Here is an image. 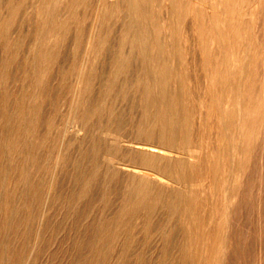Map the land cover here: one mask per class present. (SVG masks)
<instances>
[{
  "label": "rangeland",
  "instance_id": "obj_1",
  "mask_svg": "<svg viewBox=\"0 0 264 264\" xmlns=\"http://www.w3.org/2000/svg\"><path fill=\"white\" fill-rule=\"evenodd\" d=\"M26 1H28V3ZM98 1L100 0H86V4L80 5L78 10H76L77 12H73V15L62 16V20H60V22L58 23L57 29L55 28L52 32H50L51 34L53 33L52 38H50V40L45 39L41 43L40 49L42 50L40 51L34 48L32 49V46L34 44V41L32 40H35L36 38L35 31L38 26L36 15L34 13L30 14L29 12L32 0H21V3L18 6L20 11L17 8L14 12L15 15H6V7H3V11H1L2 15H0V25L2 26H0V143H2L0 144V152H3L0 153V264H264V259H262L264 258V213L262 212L264 211V187L262 185L264 184V170H262L264 169V141L262 140L263 136H261V133H257L256 135L254 134L255 137L251 140L250 146L244 148V151H240L239 153L235 154V166H232L234 170L231 167L228 168L227 170H225V172L223 171L221 173L222 175L224 173L223 176L220 174L217 167L218 163H220V159L216 157L218 156L217 153H219L221 150L220 147L225 142L219 117L220 115H223L227 110H231V105L233 106L237 101L239 87L238 84L240 80L243 81V79H241V77L239 76L240 72H242L241 74L251 72L250 82H248V87L246 86L245 89L246 94L249 93V96L252 95L251 99L255 103L253 111V120L255 121V123L253 121L252 129L255 128L256 132L258 128H264V0H157V2L156 0H149V11L147 13L148 16H146L154 21L156 20L159 22L166 18V8L168 7V3H170L171 1H174L176 4H181L180 6L185 7L181 12V14L184 16L182 17L181 15H179V32L178 30L176 31V34L178 35L176 38L171 39L170 42L174 44L176 43V45L173 47V50L174 56L178 58L176 65H178V73L180 75L177 80V87L178 90H182L181 92L183 93L182 95L184 98L183 102L186 106L185 114L187 123L184 133L187 134V138L182 141L183 143L181 142V144H183L182 149L184 148L183 151H185L186 148L187 150L185 153H187L188 155L189 153L192 154V156L187 158V161H192V163L200 162L202 166L198 167V170H196V172H192L189 175L190 179L186 177L189 185H191H188V188L190 192H192L191 194L195 195L194 197H196L194 204L189 206L187 210H185L184 205H182L179 209H176L174 211L168 209L167 207H165V209L163 208L162 211V207L164 206L160 204L157 205L158 207L154 206L156 208L152 206L151 209L153 211L150 209V206L148 207L144 205L145 207L139 206V208H136V206L134 205H127L125 199L123 198V196L126 197V192L128 193L126 177H111L110 174L108 175V168L112 166L111 162L104 156V153L108 149H115V152L114 150L113 152L117 157L120 158L125 157L124 159H129L130 156L131 158L136 157L133 154L127 152V148L123 146L120 147V145L117 144L112 145L108 137H106V135L102 132V129L108 125H112L113 127L120 129L124 135H130L132 134V131H134L131 130L133 125L136 124L138 120L139 124L142 121V88L139 87L138 89L135 87V85H132V81L134 82L136 76L140 73V71H142L140 60L137 61V63L133 58V60L129 64V70L127 72L120 73L122 76L119 74L116 78H114L115 75L112 73L113 69H111L113 68V66L111 65H114L113 60L115 59V53L119 49V32L122 33V20H124V18H127L128 16L126 15V12H116V14L114 13L111 16L105 15L106 17L103 15L105 19L103 20V28L100 30L101 32L104 31L103 33H106L107 35V40L105 42L106 47L104 46L102 53L96 56L92 55L93 57L91 55L89 56V59H91L90 63L87 65L88 67H85L84 69V73L86 76L83 74L84 78L82 82L78 84L76 93H73L75 92V90L73 91V88H75L76 86L75 71L79 68V62L84 56L87 36L91 31H95L96 33L100 32L98 25L96 26V15L94 11V7L97 5ZM101 1L105 6L109 4L110 0ZM214 5H216V7ZM226 5H229V7H227ZM223 13L226 14L224 15V17L222 16ZM230 19L232 20L231 23ZM197 20L199 21V23ZM211 26H213V28ZM59 27L62 28L60 29ZM216 28H218L217 31ZM193 29L195 31H193ZM156 32L159 35L165 33L163 30H156ZM209 32H211L213 35L215 34V37L222 33L223 39L219 37L212 38L211 34H208ZM202 33L208 35H204L205 37L203 39V36H200ZM210 37L212 40L217 38L218 40L212 41L210 40ZM6 41L7 43H4ZM51 42L54 43L52 44ZM201 42L204 43L202 44ZM229 42L232 45H229ZM247 43H249L250 46ZM233 45L235 47H233ZM256 45L259 48H257ZM260 46H262L263 48ZM222 51L224 52V54ZM240 51L242 52V55ZM246 51H250L251 53L249 52L247 54ZM49 54L51 57L49 56ZM230 54L231 56L229 57ZM244 57L246 58V61ZM205 58L212 59V61L205 63ZM216 60L220 65H218ZM237 60L239 63L237 62ZM258 61L262 64H260ZM7 62L11 66L8 65ZM40 62L43 63V65H41ZM2 64L4 66H2ZM255 66L257 70L255 69ZM205 70H207V72ZM43 72L45 74H43ZM221 72L226 74V78H220ZM254 74L256 77L255 79ZM206 76L208 78H206ZM205 79L207 80V83ZM179 81H181L182 83ZM173 82L174 81L172 79L171 83H176ZM258 83L260 84L258 85ZM90 87L91 90H89ZM121 90L124 91L122 92ZM79 91H81V93ZM87 91L90 93H88ZM122 93L124 94L122 95ZM100 98L103 99V101ZM106 98L109 100H107ZM137 99L140 102H138ZM84 100L87 102H85ZM75 102L79 105L78 113L80 114V116H77L79 122L77 118H72L69 114L71 106L72 104H75ZM202 102L204 104H202ZM135 104H137V106ZM189 104L191 106H189ZM113 106L115 110L112 109ZM131 106H133V108ZM138 107H140V109ZM189 113H191V115ZM130 114H133V117ZM206 115L209 116V120L207 119L208 116ZM131 117L132 119H130ZM128 120H130L131 122ZM216 120L218 121V125L216 123ZM212 121L214 122L212 123ZM76 124H79V126H82V128L80 130H77ZM214 124L215 126H213ZM209 128L212 130H210ZM238 129L236 128V133L240 131V129ZM214 132L215 135H213ZM201 138L203 139L201 140ZM198 142H200L201 145ZM214 143L215 145H213ZM17 144H20L21 146L19 145V147ZM198 148L200 149V151L202 150L203 153L202 151L200 152ZM260 149L262 150L260 151ZM46 152L49 154H47ZM2 153H5L6 155ZM22 155L25 156L22 157ZM65 157V160L67 161L64 160ZM22 159L24 162L22 161ZM249 160L251 163H248ZM92 162L93 164H96L93 165ZM44 163L48 166L44 165ZM244 165L247 166L246 170L243 169ZM37 166L39 169L37 168ZM44 167L46 169H44ZM205 167L208 168L206 169ZM96 171L98 172L96 173ZM104 173L107 174V176H105ZM96 174H98V176H96ZM229 174L231 176V179L229 178L230 176H228ZM90 175H94V177L92 176V178L90 177ZM204 176L206 178H204ZM224 176L226 179L223 178ZM203 178L206 182L203 181ZM242 178L245 179V183ZM250 178L252 180H249ZM218 179L220 180L218 181ZM109 181H111V183H109ZM212 182L214 185L212 184ZM210 185H212V187ZM224 185L229 187V189L225 190ZM259 186H262L261 190L258 189L260 188ZM241 187L243 188V190ZM107 188L111 190V192ZM218 189L220 190L218 191ZM121 190H123V193L121 192ZM237 191H239V195H237ZM252 191L254 193H251ZM213 195L215 196L213 197ZM205 196H207L208 199ZM197 197H199V199ZM216 199L219 200V202L216 201ZM207 202L211 203V205L207 204ZM233 202L237 203L234 204ZM259 202L261 205L259 204ZM197 204L198 206H196ZM121 205L124 207L121 208ZM118 206H120V208ZM207 206L210 209L212 206V209H208ZM141 208H143L144 210H141ZM159 208L161 209V211ZM228 209H230V212ZM117 211L122 212H118V214H116ZM148 211L151 213H148ZM158 211H160L161 213ZM218 212L219 214H217ZM260 213L263 214L260 215ZM119 215H121L122 218ZM142 215H144L145 217ZM147 216L148 220L146 219ZM164 217L166 218V220ZM187 217L190 219H188ZM200 217L202 220L200 219ZM139 218L144 219L140 220ZM203 218L206 219L205 222H203ZM224 219H227V221H225ZM116 220L120 222V226L119 222L117 223ZM103 221L105 222V224ZM99 222L101 224H99ZM113 222L117 225H113ZM140 222H142V224ZM143 222L144 224L146 223L145 227L142 226L144 225ZM122 223L125 225H122ZM149 224L150 227H152L150 229ZM228 224L231 226H229ZM131 225L133 226L131 227ZM161 225H163L164 227H162ZM111 226H114L115 228L113 227V229H111ZM104 227L107 229H104ZM118 227L121 229L118 230ZM161 228H163V230ZM97 229H101V231L103 232ZM125 230L128 231L125 232ZM96 231H99L98 233L100 235ZM123 231L126 234H123ZM184 231L185 233H183ZM94 233L96 236L94 235ZM110 233L113 234L112 237V234ZM179 233L181 234L179 235ZM36 234L37 236H35ZM38 234L40 235L38 236ZM97 234L100 238L97 237ZM116 234L119 235V237H117ZM151 234L153 235L151 236ZM130 235H132L131 237H133V239L129 237ZM160 235L163 237H161ZM122 236L124 239L122 238ZM242 236L244 237V239ZM115 237L118 239H116ZM128 237L131 239L128 240ZM107 239L110 240L111 243L109 241L107 244ZM260 239L262 240V242ZM119 240L121 242H119ZM198 242L199 244H197ZM126 243L128 246L125 245ZM225 243H227V246H225ZM109 244H111V246ZM122 244L127 246V248L124 247L125 250L123 249L124 245L122 246ZM120 245L121 247H119ZM102 246L105 247V249ZM228 246H230V249L228 248ZM116 247L117 249H115ZM189 247L191 248V250L189 249ZM100 248L103 249L100 250ZM176 248L177 250H175ZM221 248H223V250ZM128 249L131 250L129 251ZM99 251L103 253H99ZM106 251H108L109 253L107 252L106 254ZM207 252L208 254L206 255ZM96 253H98V255ZM104 253L107 256L104 255ZM189 255L191 258L189 257Z\"/></svg>",
  "mask_w": 264,
  "mask_h": 264
},
{
  "label": "bare ground",
  "instance_id": "obj_2",
  "mask_svg": "<svg viewBox=\"0 0 264 264\" xmlns=\"http://www.w3.org/2000/svg\"><path fill=\"white\" fill-rule=\"evenodd\" d=\"M23 1V0H22ZM31 1V0H30ZM105 1V0H104ZM167 1V0H166ZM170 1V0H169ZM208 1V0H206ZM229 1V0H228ZM28 3V1H26ZM149 0H110L108 5H103V2L100 0L98 1L97 5L94 7V11H95V15H96V26L98 25L99 30L103 28V20L105 19V15H113L114 13L116 14V12H126L128 15L127 18H124L123 21V25H122V33L119 32L120 34V40H119V49L116 51V55H115V59L113 60V64L111 65L113 66V71L112 73L115 75L114 78L118 77V75L122 72H127L129 70V64L130 62L133 60V58L137 61L140 60L141 62V70L140 73L136 76L135 81H132V85H135L136 88L139 89V87H141L142 89V98H141V104H142V113H141V119L142 121L139 124V120L136 124L133 125V127L131 128L132 134L130 135H124L120 129L113 127L112 125H108L105 128L102 129V132L106 135V137H108L109 141L113 144H117L127 148V152L133 154L136 158H130L129 159H124L123 157H117L115 152L113 150H111L112 148L108 149L105 153L104 156L111 162L112 166H108L110 168H108V175L110 174L111 177H126V184H127V188H128V193L126 192V197L123 196V198L125 199V202L131 205L136 206V208H139V206H157V205H162L164 207H162V211L163 208L165 209V207H167L170 210H176L179 209L182 205H184L185 210L188 209L189 206L193 205L195 202V195H192L188 188L189 182L187 181L186 177H190L189 175L192 172H196V170H198V167H201L202 164L200 162H189L187 161V158L192 156L191 153H189V155L186 152V148L185 151H183L182 149V145L181 142L184 141L187 138V134L184 133L185 132V128H186V114H185V110H186V106L184 104V98H183V93L178 90V85H177V80L178 77L180 76L178 73V65H176L177 63V59L174 56V50L173 47L176 45V43H172L170 42L171 39H174L177 37L178 34H176V31L179 29V25L178 22L180 20L179 15H181L182 17L184 15L181 14L182 9H184V6H180L178 4H176L174 1H171L170 3H168V7L166 8V18L163 19L161 22L159 21H154L151 18L147 17L148 16V11H149ZM152 2V1H151ZM157 2V0H156ZM163 2V1H162ZM185 2V1H184ZM191 2V1H190ZM198 2V1H197ZM202 2V1H201ZM245 2V1H244ZM21 3V0H0V15H2L1 11H3V7H6V15H13L15 10L18 8L19 4ZM107 3V2H106ZM105 3V4H106ZM192 3V2H191ZM200 3V1H199ZM257 3V2H255ZM86 4V0H32V4H31V8L29 10L30 14L34 13L36 15V21L38 22V26L37 29L35 31V40L33 39L32 41H34V44L32 46V49H37L38 51L42 50L40 49V45L41 43L45 40L48 39L50 40V38H52V34L50 32H52L55 28L57 29L58 23L60 22V20H62V16H67V15H73V12H77L76 10H78L80 5H85ZM152 4V3H151ZM204 4V3H203ZM213 4V3H212ZM218 4V3H217ZM246 4V3H245ZM63 5V6H62ZM201 5V4H200ZM221 5V4H220ZM219 5V6H220ZM242 5V4H241ZM259 5V4H258ZM257 5V6H258ZM28 6V5H27ZM216 7V5H214ZM227 6V5H226ZM235 6V5H234ZM246 6V5H244ZM253 6V5H252ZM23 7V6H22ZM229 7V5L227 6ZM239 7V6H238ZM254 7V6H253ZM21 8V6H20ZM25 8V7H24ZM82 8V7H81ZM84 8V7H83ZM191 8V7H190ZM208 8V7H207ZM210 8V7H209ZM240 8V7H239ZM243 8V7H242ZM247 8V7H246ZM264 8V7H263ZM154 9V8H153ZM219 9V7H218ZM260 9V8H259ZM258 9V10H259ZM19 10V8H18ZM85 10V9H84ZM213 10V9H212ZM211 10V11H212ZM217 10V9H215ZM239 10V9H237ZM248 10V9H247ZM20 11V10H19ZM192 11V10H191ZM206 11V9H205ZM249 11V10H248ZM256 11V10H255ZM84 12V11H83ZM93 12V11H92ZM217 12V11H216ZM257 12V11H256ZM262 12V11H261ZM17 13V12H16ZM212 13V12H211ZM263 13V12H262ZM21 14V13H20ZM123 14V13H122ZM162 14V15H164ZM260 14V13H259ZM15 15V14H14ZM34 15V16H35ZM81 15V14H80ZM103 15L105 17H103ZM121 15V14H120ZM124 15V14H123ZM147 15V16H146ZM203 15V14H202ZM223 13V17H224ZM257 15V14H256ZM261 15V14H260ZM33 16V15H32ZM57 17V18H56ZM151 17V15H150ZM163 17V16H162ZM218 17V16H217ZM221 17V16H220ZM233 17V16H232ZM231 17V18H232ZM237 17V16H236ZM241 17V16H239ZM18 18V17H17ZM64 18V17H63ZM119 18V17H118ZM117 18V19H118ZM121 18V17H120ZM210 18V17H209ZM252 18V17H251ZM72 19V18H71ZM123 19V18H122ZM239 19V18H238ZM69 20V19H68ZM231 20V19H230ZM4 21V20H3ZM2 21V22H3ZM6 21V20H5ZM12 21V19H11ZM98 21V23H97ZM102 21V22H101ZM198 21V20H197ZM209 21V20H208ZM211 21V20H210ZM216 21V20H215ZM228 21V20H227ZM17 22V21H16ZM30 22V21H29ZM107 22V21H106ZM119 22V21H118ZM184 22V21H183ZM201 22V21H200ZM203 22V21H202ZM213 22V21H212ZM222 22V21H220ZM232 22V20L230 21V23ZM236 22V20H235ZM12 23V22H11ZM79 23V21H78ZM199 23V21H198ZM219 23V22H217ZM25 24V22H24ZM36 24V23H35ZM61 24V23H60ZM107 24V23H106ZM203 24V23H202ZM234 24V23H233ZM239 24V22H238ZM200 25V24H199ZM198 25V27H199ZM209 25V23H208ZM222 25V24H221ZM230 25V24H229ZM236 25V24H235ZM247 25V24H246ZM2 26V25H0ZM19 26V25H18ZM79 26V25H78ZM184 26V23H183ZM206 26V24H205ZM214 26V25H213ZM213 26H211L213 28ZM223 27V26H222ZM60 28V27H59ZM62 28V27H61ZM60 28V29H61ZM93 28V27H92ZM91 28V29H92ZM211 28V29H212ZM225 28V27H224ZM223 28V29H224ZM15 29V28H14ZM108 29V28H107ZM185 29V28H184ZM198 29V28H197ZM196 29V30H197ZM201 29V28H200ZM218 28H216L217 31ZM231 29V28H230ZM245 29V27H244ZM63 30V29H62ZM70 30V29H69ZM112 30V29H111ZM110 30V31H111ZM156 30H163L165 33L164 34H158L156 32ZM192 30V29H191ZM210 30V29H209ZM239 30V29H238ZM181 31V30H180ZM193 31H195L193 29ZM199 31V30H198ZM197 31V33H198ZM227 31V30H226ZM247 31V30H246ZM18 32V31H17ZM104 32V31H103ZM103 32H98L96 33L95 31H91L88 36H87V41H86V49L84 50V56L81 59V61L79 62L78 65V69L75 71L76 73V86L75 88H73V91L75 90V92H73L74 94L77 91V87L78 84L80 82H82L83 80V76L85 75L84 73V69L85 67H88L87 65L90 63L89 59L90 55H98L100 53H102L103 48L105 46V42L107 40V35L106 33L104 34ZM179 32V30H178ZM203 32V31H202ZM224 32V31H223ZM3 33V32H1ZM81 33V32H80ZM201 33V32H200ZM205 33V32H204ZM204 33H202L200 36H203V39L205 36H207L208 34H211L212 38H222L223 39V34L222 33H218L219 35H217L215 37V34L213 35L211 32H209L207 35H205ZM237 33V32H236ZM37 34V36H36ZM181 34V32H180ZM242 34V33H241ZM199 35V34H198ZM205 35V36H204ZM44 36V37H43ZM79 36V35H78ZM229 36V34H228ZM19 37V36H18ZM23 37V36H22ZM43 37V38H41ZM198 37V36H195ZM210 37V40H212ZM12 38V37H11ZM28 38V37H27ZM79 38V37H78ZM119 38V37H118ZM201 38V37H200ZM199 38V39H200ZM207 38V37H206ZM236 38V37H235ZM240 38V37H239ZM247 38V37H246ZM13 39V38H12ZM221 39V40H222ZM237 39V38H236ZM4 40V39H3ZM28 40V39H27ZM180 40V39H179ZM206 40V39H205ZM214 40H218L214 39ZM212 40V41H214ZM235 40V39H234ZM240 40V39H239ZM228 41V40H227ZM264 41V40H263ZM175 42V40H174ZM206 42V41H205ZM219 42V41H218ZM224 42V41H223ZM232 42V41H231ZM4 43H7L4 42ZM52 43V42H51ZM54 43V42H53ZM52 43V44H53ZM178 43V42H177ZM202 43V42H201ZM204 43V42H203ZM202 43V44H203ZM244 43V42H243ZM23 44V43H21ZM25 44V43H24ZM235 44V43H234ZM249 46L250 44L247 43ZM252 44V43H251ZM15 45V44H14ZM222 45V44H221ZM229 45L230 44L229 42ZM6 46V45H5ZM4 46V47H5ZM25 46V45H24ZM204 46V45H203ZM211 46V45H210ZM241 46V45H240ZM263 46V45H262ZM260 46V47H262ZM23 47V46H22ZM106 47V46H105ZM232 47V46H231ZM233 47H235L233 45ZM232 47V48H233ZM257 47V45H256ZM2 48V47H1ZM216 48V46H215ZM259 48V47H257ZM263 48V47H262ZM22 49V48H21ZM44 49V46H43ZM77 49V48H76ZM48 50V49H47ZM218 50V49H217ZM245 50V49H242ZM252 50V49H251ZM2 51V50H1ZM176 51V50H175ZM179 51V50H178ZM177 51V52H178ZM226 51V50H225ZM257 51V50H256ZM35 52V51H34ZM33 52V53H34ZM37 52V51H36ZM46 52V51H44ZM223 52V51H222ZM221 52V53H222ZM230 52V51H229ZM241 52V51H240ZM247 54L250 52L246 51ZM255 52V51H252ZM263 52V51H262ZM176 53V52H175ZM212 53V52H211ZM216 53V51H215ZM213 53V54H215ZM239 53V52H238ZM251 53V52H250ZM257 53V52H256ZM259 53V52H258ZM5 54V53H4ZM48 54V53H47ZM224 54V52H223ZM232 54V53H231ZM231 54L229 55V57L231 56ZM240 54V53H239ZM238 54V55H239ZM261 54V53H260ZM3 55V54H2ZM36 55V53H35ZM41 55V54H40ZM242 55V52H241ZM258 55V54H257ZM33 56V55H32ZM38 56V55H37ZM50 56V54H49ZM184 56V55H183ZM209 56V55H208ZM236 56V55H235ZM253 56V54H252ZM6 57V56H5ZM51 57V56H50ZM93 57V56H92ZM101 57V56H100ZM98 57V58H100ZM113 57V56H112ZM181 57V56H180ZM214 57V56H213ZM212 57V58H213ZM216 57V56H215ZM250 57V56H249ZM260 57V55H259ZM258 57V58H259ZM182 58V57H181ZM220 58V57H218ZM245 58V57H244ZM254 58V57H253ZM257 58V56H256ZM15 59V58H14ZM51 59V58H50ZM55 59V58H54ZM94 59V58H93ZM217 59V58H216ZM223 59V58H222ZM227 59V58H226ZM232 59V58H231ZM230 59V60H231ZM243 59V58H242ZM5 60V59H4ZM11 60V59H10ZM17 60V58H16ZM15 60V61H16ZM25 60V59H24ZM203 60V59H202ZM218 60V59H217ZM216 60V61H217ZM263 60V59H262ZM12 61V60H11ZM29 61V60H28ZM39 61V60H38ZM50 61V60H49ZM180 61V60H179ZM183 61V60H182ZM186 61V60H185ZM195 61V60H194ZM201 61V60H199ZM209 61H212V59L209 58H205L204 62L207 63ZM232 61V60H231ZM241 61V60H240ZM246 61V58H245ZM254 61V60H253ZM14 62V61H13ZM238 62V60H237ZM242 62V61H241ZM240 62V63H241ZM244 62V61H243ZM259 62V61H258ZM11 63V62H10ZM35 63V62H34ZM51 63V62H50ZM73 63V62H72ZM138 63V62H137ZM212 63V62H210ZM218 63V61H217ZM216 63V64H217ZM224 63V62H223ZM239 63V62H238ZM247 63V62H246ZM245 63V64H246ZM260 63V62H259ZM8 64V62H7ZM41 65H43V63L40 62ZM58 64V63H57ZM71 64V63H70ZM110 64V63H109ZM180 64V63H179ZM183 64V63H182ZM244 64V65H245ZM250 64V63H249ZM262 64V63H260ZM10 65V64H8ZM45 65V64H44ZM132 65V64H131ZM218 65H220L218 63ZM251 65V64H250ZM2 66H4L2 64ZM11 66V65H10ZM51 66V65H50ZM213 66V65H212ZM229 66V65H228ZM237 66V65H236ZM253 66V63H252ZM251 66V67H252ZM261 66V65H260ZM263 66V65H262ZM26 67V66H25ZM52 67V66H51ZM64 67V66H63ZM227 67V66H226ZM225 67V70H226ZM231 67V66H230ZM235 67V66H234ZM246 67V66H245ZM6 68V67H5ZM35 68V67H34ZM204 68V67H203ZM212 68V67H211ZM247 68V67H246ZM205 69V68H204ZM219 69V68H218ZM223 69V68H222ZM231 69V68H230ZM237 69V68H236ZM256 69V66H255ZM72 70V69H71ZM209 70V69H207ZM207 70H205L207 72ZM221 70V69H220ZM248 70V69H246ZM253 70V69H250ZM257 70V69H256ZM264 70V69H263ZM262 70V71H263ZM9 71V70H8ZM38 71V70H37ZM135 71V70H134ZM133 71V72H134ZM204 71V70H203ZM231 71V70H230ZM238 71V70H237ZM243 71V70H242ZM261 71V70H260ZM3 72V71H2ZM87 72V71H86ZM91 72V71H90ZM215 72V71H214ZM225 72V71H224ZM229 72V71H228ZM216 73V72H215ZM231 73V72H230ZM229 73V74H230ZM233 73V72H232ZM242 72H240L239 76L241 77V79H243V81L240 80L239 84H238V98L236 103L232 106L231 105V110H227L226 112H224L223 115H220L219 119H220V125H221V130H222V134H223V138H224V144L220 147V152L217 153L218 159H220V163H218V170L220 172V174L225 170H227L228 168H232V166L235 164L234 160H235V154L239 153L240 151H244L246 147L250 146L251 140L255 137V135L257 133H261V136H263V141H264V128L260 127L257 129V131L255 132V128L252 129V123H253V111H254V102L251 99L252 95L249 96L248 94H246V89L245 87H248V82H250L251 79V72H246L241 74ZM255 73V72H254ZM259 73V72H258ZM1 74V72H0ZM43 74H45L43 72ZM67 74V73H65ZM69 74V73H68ZM84 74V75H83ZM88 74V73H87ZM95 74V73H93ZM92 74V75H93ZM126 74V73H125ZM134 74V73H133ZM136 74V73H135ZM182 74V73H181ZM214 74V73H213ZM221 76L220 78H226V74L224 73H220ZM30 75V74H29ZM38 75V74H37ZM121 75V74H120ZM233 75V74H232ZM259 75V74H258ZM86 76V75H85ZM112 76V75H111ZM122 76V75H121ZM215 76V75H214ZM228 76V75H227ZM7 77V76H5ZM10 77V76H9ZM71 77V76H70ZM92 77V76H91ZM185 77V76H184ZM233 77V76H232ZM1 78V77H0ZM37 78V77H36ZM48 78V77H47ZM127 78V77H125ZM206 78H208L206 76ZM235 78V77H234ZM237 78V77H236ZM255 74H254V79H255ZM40 79V77H39ZM46 79V77H45ZM65 79V78H64ZM75 79V78H74ZM176 82L174 84L171 83V81ZM219 79V78H218ZM36 80V79H35ZM115 80V79H114ZM117 80V79H116ZM120 80V78H119ZM132 80V79H131ZM183 80V79H182ZM206 80V79H205ZM204 80V81H205ZM214 80V79H213ZM258 80V79H257ZM122 81V80H121ZM128 81V79H127ZM217 81V79H216ZM225 81V80H224ZM264 81V80H263ZM262 81V82H263ZM33 82V81H32ZM114 82V81H113ZM126 82V81H125ZM181 82V81H179ZM260 82V81H259ZM25 83V82H24ZM118 83V82H117ZM120 83V82H119ZM131 83V82H130ZM182 83V82H181ZM207 83V80H206ZM205 83V84H206ZM261 83V82H260ZM258 83V85L260 84ZM70 84V83H69ZM129 84V83H128ZM180 84V83H179ZM211 84V83H210ZM214 84V83H213ZM223 84V83H222ZM226 84V82H225ZM228 84V83H227ZM252 84V83H251ZM38 85V84H36ZM105 85V84H104ZM109 85V84H108ZM189 85V84H188ZM187 85V86H188ZM2 86H3V82H2ZM42 86V85H41ZM113 86V85H112ZM193 86V85H192ZM222 86V85H221ZM227 86V85H226ZM263 86V85H262ZM108 87V86H105ZM111 87V86H110ZM133 87V86H132ZM181 87V86H180ZM185 87V86H184ZM207 87V85H206ZM217 87V86H216ZM229 87V86H228ZM29 88V87H28ZM190 88V87H189ZM188 88V91H189ZM254 88V87H252ZM105 89V88H104ZM107 89V88H106ZM132 89V88H131ZM229 89V88H228ZM251 89V88H250ZM32 90V88H31ZM29 90V91H31ZM88 90V89H87ZM91 90V87L90 89ZM88 90V91H89ZM113 90V89H112ZM206 90V89H205ZM28 91V90H27ZM87 91V92H88ZM104 91V90H103ZM122 91V90H121ZM124 91V90H123ZM122 91V92H123ZM128 91V90H127ZM126 91V92H127ZM138 91V90H137ZM187 91V90H186ZM210 91V90H209ZM81 93V91H79ZM106 92V91H105ZM118 92V91H117ZM257 92V91H256ZM31 93V92H30ZM90 93V92H88ZM111 93V92H110ZM115 93V92H114ZM137 93V92H136ZM135 93V94H136ZM231 93V92H230ZM229 93V94H230ZM32 94V93H31ZM78 94V93H77ZM121 94V93H120ZM124 93H122L123 95ZM126 94V93H125ZM132 94V93H131ZM210 94V93H209ZM89 95V94H88ZM109 95V93H108ZM107 95V96H108ZM121 95V96H122ZM139 95V94H138ZM187 95V94H186ZM189 95V94H188ZM204 95V94H203ZM207 95V94H206ZM12 96V95H11ZM28 96V95H27ZM86 96V95H85ZM91 96V95H90ZM135 96V95H134ZM210 96V95H209ZM26 97V96H25ZM36 97V95H35ZM76 97V96H75ZM111 97V96H110ZM141 97V96H140ZM208 97V96H207ZM214 97V96H213ZM232 97V95H231ZM79 98V97H78ZM105 98V97H104ZM116 98V96H115ZM121 98V97H120ZM126 98V97H124ZM123 98V99H124ZM133 98V97H132ZM138 98V97H137ZM205 98V97H204ZM236 98V97H235ZM72 99V98H71ZM74 99V98H73ZM101 99V98H100ZM107 99V98H106ZM136 99V98H135ZM187 99V98H186ZM209 99V98H208ZM213 99V98H212ZM230 99V98H229ZM68 100V99H67ZM88 100V99H87ZM103 101V99H101ZM109 100V99H107ZM134 100V99H133ZM188 100V99H187ZM192 100V99H191ZM198 100V99H197ZM207 100V99H206ZM218 100V99H217ZM73 101V100H72ZM85 101V100H84ZM106 101V100H105ZM138 101V99H137ZM190 101V99H189ZM203 101V100H202ZM227 101V100H226ZM74 102V101H73ZM72 102V103H73ZM87 102V101H85ZM91 102V101H90ZM107 102V101H106ZM140 102V101H138ZM188 102V101H187ZM194 102V101H193ZM192 102V103H193ZM199 102V101H198ZM197 102V103H198ZM207 102V101H206ZM258 102V101H257ZM27 103V102H26ZM68 103V102H67ZM94 103V102H93ZM103 103V102H102ZM186 103V101H185ZM189 103V102H188ZM191 103V102H190ZM30 104V103H29ZM38 104V103H37ZM81 104V103H80ZM100 104V103H99ZM106 104V103H105ZM138 104V103H137ZM137 104H135L137 106ZM202 104H204L202 102ZM219 104V103H218ZM231 104V103H230ZM229 104V105H230ZM88 105V104H87ZM132 105V103H131ZM134 105V104H133ZM195 105V104H194ZM193 105V106H194ZM258 105V104H257ZM18 106V105H17ZM69 106V105H68ZM82 106V105H81ZM89 106V105H88ZM102 106V104H101ZM104 106V105H103ZM135 106V108H136ZM189 106H191L189 104ZM208 106V105H207ZM225 106V105H224ZM105 107V106H104ZM133 108V106H131ZM195 107V106H194ZM193 107V108H194ZM220 107V106H219ZM258 107V106H257ZM15 108V107H14ZM19 108V107H18ZM108 108V107H107ZM131 108V109H132ZM140 109V107H138ZM202 108V107H201ZM205 108V107H204ZM211 108V107H210ZM8 109V108H7ZM87 109V108H86ZM95 109V108H94ZM103 109V108H102ZM106 109V108H105ZM110 109V108H109ZM114 109V106L112 108ZM230 109V108H229ZM79 110V105L78 103L75 102V104H72L71 109H70V117L72 118H77V116L80 114L78 113ZM138 110V109H137ZM218 110V109H217ZM224 110V109H223ZM6 111V110H5ZM99 111V110H98ZM135 111V109H134ZM188 111V110H187ZM215 111V110H214ZM222 111V110H221ZM80 112V111H79ZM94 112V110H93ZM107 112V110H106ZM105 112V113H106ZM209 112V111H208ZM68 113V112H66ZM82 113V112H81ZM104 113V114H105ZM131 113V112H130ZM214 113V112H212ZM26 114V113H25ZM94 114V113H93ZM102 114V113H101ZM108 114V113H107ZM106 114V115H107ZM134 114V113H133ZM133 114H130L131 116ZM137 114V113H136ZM135 114V115H136ZM191 115V113H189ZM206 114V113H205ZM204 114V116H205ZM16 115V114H15ZM96 115V114H95ZM115 115V114H114ZM211 115V114H210ZM218 115V114H217ZM1 116V115H0ZM14 116V114H13ZM18 116V114H17ZM16 116V117H17ZM36 116V115H35ZM82 116V114H81ZM108 116V115H107ZM110 116V114H109ZM201 116V115H200ZM208 116V115H206ZM213 116V115H212ZM211 116V117H212ZM216 116V115H215ZM264 116V115H263ZM21 117V116H20ZM92 117V116H91ZM114 117V116H113ZM130 117V116H129ZM133 117V116H132ZM132 117L130 119H132ZM217 117V116H216ZM26 118V117H25ZM94 118V116H93ZM140 118V117H139ZM202 118V117H201ZM209 118V116L207 117V119ZM218 118V117H217ZM78 119V118H77ZM87 119V118H86ZM123 119V118H122ZM138 119V118H137ZM136 119V120H137ZM52 120V119H51ZM69 120V119H68ZM85 120V119H84ZM92 120V119H91ZM117 120V119H116ZM125 120V117H124ZM209 120V119H208ZM26 121V120H25ZM37 121V120H36ZM39 121V120H38ZM122 121V120H120ZM130 121V120H128ZM217 121V120H216ZM35 122V120H34ZM53 122V121H52ZM73 122V121H72ZM76 122V121H75ZM79 122V119H78ZM115 122V120H114ZM124 122V121H122ZM127 122V121H126ZM131 122V121H130ZM134 122V121H132ZM208 122V121H207ZM214 121H212L213 123ZM2 123V122H1ZM19 123V122H18ZM69 123V122H68ZM88 123V122H87ZM196 123V122H195ZM200 123V121H199ZM218 125V121L216 122ZM255 123V121H254ZM16 124V123H15ZM72 124V123H71ZM75 124V123H73ZM80 124V123H79ZM79 124L77 125V130H80L82 128V126H79ZM122 124V123H121ZM125 124V123H123ZM131 124V123H130ZM22 125V124H21ZM75 125V126H76ZM83 125V124H82ZM129 125V124H128ZM202 125V123H201ZM263 125V124H261ZM33 126V125H32ZM51 126V125H50ZM49 126V127H50ZM130 126V125H129ZM215 126V124L213 125ZM37 127V126H36ZM69 127V126H68ZM120 127V126H119ZM196 127V125H195ZM200 127V126H199ZM19 128V127H18ZM52 128V127H51ZM75 128V129H76ZM84 128V127H83ZM192 128V127H191ZM194 128V127H193ZM236 128L240 129V131H238L236 133ZM125 129V128H124ZM207 129V127H206ZM210 129V128H209ZM214 129V128H213ZM234 129V131H233ZM238 129V130H239ZM29 130V129H28ZM190 130V129H189ZM198 130V129H197ZM204 130V129H203ZM212 130V129H210ZM201 131V128H200ZM78 132V131H77ZM188 132V131H187ZM205 132V131H204ZM213 132V131H212ZM220 132V131H218ZM26 133V130H25ZM15 134V133H14ZM49 134V133H48ZM194 134V133H193ZM217 134V133H216ZM255 134V135H254ZM215 135V132L214 134ZM212 135V136H213ZM219 135V134H218ZM221 135V134H220ZM191 136V135H190ZM197 136V135H196ZM200 136V135H199ZM205 136V133H204ZM202 136V137H204ZM217 136V135H216ZM21 137V136H20ZM195 137V136H194ZM208 137V136H207ZM219 138V137H218ZM261 138V137H260ZM259 138V139H260ZM31 139V138H30ZM203 138H201L202 140ZM52 140V138H51ZM193 140V139H192ZM218 140V139H217ZM214 141V140H212ZM255 141V140H254ZM262 141V142H263ZM20 142V141H19ZM220 142V141H219ZM218 142V143H219ZM2 143V142H1ZM0 143V144H1ZM25 143V142H24ZM109 143V142H108ZM107 143V144H108ZM183 143V142H182ZM200 143V142H198ZM4 144V143H3ZM2 144V145H3ZM7 144V143H6ZM23 144V143H22ZM27 144V143H26ZM42 144V143H41ZM44 144V141H43ZM99 144V143H98ZM197 144V143H196ZM209 144V143H208ZM207 144V145H208ZM220 144V143H219ZM216 144V145H219ZM264 144V143H263ZM16 145V144H15ZM18 146L20 144H17ZM201 145V143H200ZM199 145V146H200ZM215 145V143L213 144ZM5 146V145H4ZM21 146V145H20ZM19 146V147H20ZM197 146V145H196ZM195 146V147H196ZM211 146V145H210ZM51 147V146H50ZM55 147V146H54ZM99 147V146H98ZM108 147V146H107ZM114 147V146H113ZM208 147V146H207ZM8 148V147H6ZM94 148V147H93ZM214 148V147H213ZM218 148V147H217ZM257 148V147H256ZM261 148V147H260ZM29 149V148H28ZM32 149V147H31ZM36 149V148H35ZM53 149V148H51ZM123 149V148H122ZM7 150V149H6ZM49 150V149H48ZM126 150V149H125ZM198 150L200 151V149L198 148ZM204 150V147H203ZM262 149H260L261 151ZM95 151V150H94ZM102 151V150H101ZM202 151V150H201ZM200 151V152H201ZM259 151V152H260ZM3 152V151H1ZM0 152V153H1ZM53 152V151H52ZM63 152V151H62ZM189 152V151H188ZM199 152V153H200ZM255 152V151H254ZM23 153V152H21ZM26 153V151H25ZM47 153V152H46ZM95 153V152H94ZM197 153V151H196ZM203 153V151H202ZM207 153V152H206ZM244 153V152H243ZM264 153V152H263ZM5 154V153H2ZM29 154V153H28ZM49 154V153H47ZM55 154V152H54ZM99 154V153H98ZM210 154V153H209ZM6 155V154H5ZM19 155V154H18ZM123 155V154H121ZM207 155V154H206ZM25 155H22V157ZM44 156V155H43ZM41 156V157H43ZM127 156V155H126ZM254 156V155H252ZM260 156V155H259ZM20 157V156H19ZM27 157V156H26ZM48 157V156H47ZM55 157V156H54ZM98 157V156H97ZM104 157V159H105ZM200 157V156H199ZM202 157V156H201ZM205 157V156H204ZM211 157V156H210ZM251 157V156H250ZM45 158V157H44ZM215 158V157H214ZM227 158V159H226ZM245 158V156H244ZM263 158V157H262ZM17 159V158H16ZM29 159V158H26ZM43 159V158H42ZM66 159V157L64 158V160ZM69 159V158H68ZM212 159V158H211ZM229 159V160H228ZM247 159V158H246ZM264 159V158H263ZM21 160V159H20ZM38 160V159H37ZM63 160V159H62ZM95 160V159H94ZM97 160V159H96ZM99 160V159H98ZM190 160V159H189ZM205 160V159H204ZM213 160V159H212ZM19 161V160H18ZM23 161V159H22ZM55 161V160H54ZM67 161V160H65ZM64 161V162H65ZM203 161V160H202ZM214 161V160H213ZM252 161V160H251ZM263 161V160H261ZM4 162V161H3ZM2 162V163H3ZM17 162V161H16ZM24 162V161H23ZM47 162V161H46ZM63 162V161H62ZM109 162V163H110ZM204 162V161H203ZM217 162V161H216ZM214 162V163H216ZM244 162V161H243ZM51 163V161H50ZM68 163V162H67ZM207 163V162H206ZM248 163H251L250 160ZM5 164V163H4ZM11 164V163H10ZM28 164V163H27ZM49 164V163H47ZM93 164V162H92ZM96 164V163H95ZM93 164V165H95ZM209 164V163H208ZM258 164V163H257ZM262 164V163H261ZM21 165V164H20ZM44 165H46L44 163ZM43 165V166H44ZM53 165V164H52ZM99 165V164H98ZM239 165V164H238ZM48 166V165H46ZM235 166V165H234ZM257 166V165H256ZM41 167V166H40ZM99 167V166H98ZM204 167V166H203ZM247 166L244 165L243 169H247ZM251 167V166H250ZM38 168V166H37ZM91 168V167H90ZM206 169L208 167H205ZM216 168V167H215ZM39 169V168H38ZM43 169V167H42ZM44 169H46L44 167ZM53 169V168H52ZM233 169V168H232ZM236 169V168H235ZM238 169V168H237ZM250 169V168H249ZM259 169V168H258ZM261 169V168H260ZM28 170V169H27ZM100 170V169H99ZM211 170V168H210ZM234 170V169H233ZM251 170V169H250ZM264 170V169H262ZM54 172V170H53ZM95 172V171H94ZM98 171H96L97 173ZM101 172V171H100ZM104 172V171H103ZM107 172V171H105ZM209 172V169H208ZM211 172V171H210ZM233 172V171H232ZM247 172V171H246ZM252 172V171H251ZM255 172V171H254ZM263 172V171H262ZM46 173V172H45ZM85 173V172H84ZM200 173V172H199ZM212 173V172H211ZM242 173V172H241ZM256 173V172H255ZM88 174V173H87ZM105 174V173H104ZM202 174V173H201ZM216 174V173H215ZM239 174V173H238ZM243 174V173H242ZM248 174V173H247ZM250 174V172H249ZM208 175V174H207ZM214 175V174H213ZM222 175V174H221ZM224 175V173H223ZM222 175V176H223ZM233 175V174H232ZM240 175V174H239ZM252 175V174H251ZM263 175V174H262ZM261 175V177H262ZM94 177V175H90V177ZM96 176H98V174H96ZM95 176V177H96ZM105 176H107V174H105ZM211 176V175H210ZM209 176V177H210ZM230 176V174L228 175ZM246 176V175H245ZM254 176V175H253ZM89 177V175H88ZM92 177V178H93ZM260 177V176H259ZM31 178V177H30ZM108 178V177H107ZM204 178H206L204 176ZM203 178V181H205V179ZM214 178V177H213ZM221 178V177H220ZM225 178V176L223 177ZM231 179V176L229 177ZM246 178V177H244ZM110 179V177H109ZM190 179V178H189ZM226 179V178H225ZM243 179V178H242ZM116 180V179H115ZM194 180V179H193ZM212 180V179H211ZM217 180V178H216ZM220 179H218L219 181ZM249 180H252L251 178ZM202 181V182H203ZM233 181V179H232ZM240 181V180H239ZM244 183H245V179H243ZM261 181V180H260ZM259 181V182H260ZM263 181V180H262ZM206 182V181H205ZM216 182V181H215ZM109 183H111V181H109ZM117 183V181H116ZM211 183V181H210ZM237 183V182H236ZM248 183V181H247ZM34 184V183H33ZM121 184V183H120ZM213 184V182H212ZM221 184V183H220ZM255 184V183H254ZM108 185V184H107ZM200 185V184H199ZM214 185V184H213ZM227 185V184H226ZM251 185V184H249ZM258 185V184H256ZM264 187V184H262ZM31 186V185H30ZM34 186V185H33ZM117 186V185H116ZM191 186V185H189ZM206 186V185H205ZM212 187V185H210ZM219 186V185H217ZM216 186V187H217ZM225 186V185H224ZM231 186V185H229ZM243 186V185H241ZM109 187V186H107ZM215 187V188H216ZM246 187V186H245ZM249 187V186H248ZM260 187V186H259ZM262 187V186H261ZM261 187L258 188L261 190ZM112 188V187H111ZM117 188V187H116ZM193 188V186H192ZM237 188V186H236ZM242 188V187H241ZM108 189V188H107ZM229 187L225 186V190H228ZM234 189V188H233ZM257 189V190H258ZM109 190V189H108ZM116 190V189H115ZM124 190V189H123ZM121 190V192L123 191ZM208 190V189H207ZM220 189H218L219 191ZM222 190V188H221ZM243 190V188H242ZM111 192V190H109ZM120 191V190H119ZM193 191V190H192ZM215 191V190H214ZM217 191V190H216ZM230 191V190H229ZM254 191V190H253ZM251 193H254V192ZM259 191V190H258ZM196 192V191H194ZM204 192V191H203ZM223 192V191H220ZM227 192V191H226ZM239 195V191H237ZM243 192V191H242ZM241 192V193H242ZM248 192V191H247ZM123 193V192H122ZM125 193V192H124ZM240 193V195H241ZM195 194V193H194ZM216 194V193H215ZM244 194V193H243ZM250 194V193H249ZM256 194V192H255ZM121 195V194H119ZM198 195V194H197ZM209 195V194H208ZM211 195V193H210ZM220 195V194H219ZM259 195V194H258ZM264 195V193H263ZM261 195V196H263ZM46 196V195H45ZM204 196V194H203ZM215 195H213L214 197ZM229 196V194H228ZM227 196V197H228ZM236 196V195H235ZM251 196V195H250ZM254 196V195H253ZM252 196V197H253ZM122 197V196H121ZM207 199L208 197L205 196ZM226 197V198H227ZM240 197V196H239ZM264 197V196H263ZM262 197V198H263ZM115 198V197H114ZM199 199V197H197ZM230 198V196H229ZM235 198V197H234ZM250 198V197H248ZM261 198V197H260ZM10 199V198H9ZM44 199V198H43ZM197 199V200H198ZM210 199V198H209ZM219 199V198H218ZM247 199V198H246ZM258 199V198H256ZM8 200V199H7ZM45 200V199H44ZM205 200V198H204ZM232 200V199H231ZM264 200V199H263ZM122 201V200H121ZM213 201V200H212ZM216 201L219 202V200L216 199ZM245 201V199H244ZM252 201V200H251ZM47 202V201H46ZM199 202V201H198ZM217 202V203H218ZM123 203V202H122ZM200 203V202H199ZM202 203V200H201ZM234 203V202H233ZM237 202H235L234 204H236ZM246 203V202H245ZM262 203V202H261ZM210 204L211 203H208ZM215 204V203H214ZM219 204V203H218ZM227 204V203H226ZM260 204V202H259ZM263 204V203H262ZM125 205V204H124ZM220 205V204H219ZM225 205V203H224ZM230 205V204H229ZM240 205V204H239ZM261 205V204H260ZM126 206V205H125ZM130 206V205H129ZM144 206V207H145ZM198 206V204L196 205ZM195 206V208H196ZM214 206V205H213ZM222 206V204H221ZM231 206V205H230ZM235 206V205H234ZM242 206V203H241ZM239 206V207H241ZM246 206V205H245ZM120 208V206H118ZM124 206L121 205V208H123ZM143 207V208H144ZM158 207V206H157ZM238 207V208H239ZM141 208V210L143 209ZM156 208V207H154ZM183 208V207H182ZM208 208V206H207ZM237 208V207H236ZM126 209V208H124ZM130 209V208H129ZM135 209V208H134ZM160 209V208H159ZM202 209V208H201ZM210 209V208H208ZM212 209V206H211ZM210 209V210H211ZM231 209V207H230ZM230 209L229 212H230ZM263 209V208H262ZM118 210V209H117ZM121 210V209H120ZM144 210V209H143ZM152 210V209H151ZM150 210V211H151ZM198 210V209H197ZM196 210V211H197ZM218 210V209H217ZM227 210V209H226ZM233 210V209H232ZM237 210V209H235ZM239 210V209H238ZM123 211V210H122ZM122 211H117L116 214H118V212H122ZM153 211V210H152ZM161 211V209H160ZM158 211V212H160ZM205 211V210H204ZM214 211V210H213ZM241 211V210H240ZM129 212V211H127ZM139 212V211H138ZM168 212V211H167ZM191 212V211H190ZM207 212V211H206ZM209 212V211H208ZM216 212V211H215ZM220 212V211H219ZM219 212L217 214H219ZM227 212V211H226ZM264 213V211H262ZM148 213H151L148 211ZM161 213V212H160ZM159 213V214H160ZM164 213V212H163ZM189 213V212H187ZM199 213V212H198ZM225 213V212H224ZM232 213V212H231ZM230 213V214H231ZM234 213V211H233ZM236 213V212H235ZM262 213V214H263ZM125 214V213H124ZM128 214V213H127ZM131 214V212H130ZM145 214V213H143ZM257 214V213H256ZM260 213V215H262ZM27 215V214H26ZM136 215V213H135ZM149 215V214H147ZM158 215V214H157ZM156 215V216H157ZM189 215V214H188ZM121 216V215H119ZM134 216V215H133ZM140 216V213H139ZM144 216V215H142ZM141 216V217H142ZM163 216V215H162ZM167 216V215H166ZM165 216V217H166ZM201 216V215H200ZM215 216V214H214ZM240 216V215H239ZM259 216V215H258ZM135 217V216H134ZM138 217V214H137ZM145 217V216H144ZM150 217V216H149ZM164 217V218H165ZM183 217V215H182ZM197 217V216H196ZM203 217V216H202ZM206 217V216H205ZM204 217V218H205ZM236 217V215H235ZM263 217V216H262ZM106 218V217H104ZM103 218V219H104ZM113 218V217H112ZM115 218V217H114ZM117 218V216H116ZM122 218V216H121ZM125 218V217H124ZM186 218V217H185ZM188 218V217H187ZM199 218V217H198ZM197 218V219H198ZM203 218V219H204ZM208 218V217H207ZM102 219V220H103ZM134 219V218H133ZM140 219V218H139ZM144 219V218H141ZM140 219V220H141ZM148 220V216L146 218ZM163 219V218H162ZM169 219V218H168ZM190 219V218H188ZM201 219V217H200ZM213 219V218H212ZM216 219V218H215ZM247 219V217H246ZM111 220V219H110ZM113 220V219H112ZM118 220V219H117ZM118 223L120 221H117ZM137 220V219H136ZM139 220V221H140ZM166 220V218H165ZM181 220V219H180ZM202 220V219H201ZM200 220V221H201ZM206 219H204L203 222H205ZM225 221H227V219H224ZM232 220V219H231ZM123 221V220H122ZM126 221V220H124ZM144 221V220H143ZM154 221V220H153ZM215 221V220H214ZM104 222V221H103ZM110 222V221H109ZM128 222V221H126ZM135 222V221H133ZM138 222V221H137ZM136 222V223H137ZM146 222V221H145ZM155 222V221H154ZM163 222V221H162ZM168 222V221H167ZM171 222V220H170ZM173 222V220H172ZM220 222V221H219ZM230 222V221H229ZM114 223V222H113ZM131 223V221H130ZM142 224V222H140ZM211 223V222H210ZM209 223V224H210ZM216 223V222H215ZM225 223V222H224ZM234 223V222H232ZM99 224H101L99 222ZM98 224V226H99ZM105 224V222H104ZM107 224V223H106ZM111 224V223H110ZM128 224V223H127ZM139 224V223H137ZM144 224V222H143ZM146 224V223H145ZM145 224L142 225L145 227ZM154 224V223H153ZM152 224V225H153ZM161 224V223H160ZM182 224V223H181ZM180 224V226H181ZM221 224V223H220ZM241 224V223H240ZM263 224V223H262ZM113 225H117V224H113ZM122 225H125L122 223ZM130 225V224H129ZM135 225V224H134ZM140 225V224H139ZM167 225V223H166ZM179 225V224H178ZM183 225V224H182ZM229 225V224H228ZM234 225V224H233ZM232 225V226H233ZM246 225V224H245ZM252 225V224H251ZM101 226V225H100ZM119 226H120V222H119ZM133 225H131L132 227ZM162 227H164L163 225H161ZM190 226V225H189ZM207 226V225H206ZM205 226V227H206ZM231 226V225H229ZM102 227V226H101ZM108 227V226H107ZM110 227V226H109ZM114 227V226H113ZM113 227L111 226V229H113ZM139 227V226H138ZM143 227V228H144ZM194 227V226H193ZM237 227V226H236ZM240 227V226H239ZM244 227V226H243ZM99 228V227H98ZM115 228V227H114ZM119 228V227H118ZM152 228L150 227L149 224V229ZM154 228V226H153ZM209 228V227H208ZM241 228V227H240ZM104 229H107L104 227ZM121 228H119L118 230H120ZM124 229V228H123ZM122 229V230H123ZM126 229V228H125ZM135 229V228H134ZM145 229V228H144ZM143 229V230H144ZM147 229V228H146ZM163 230V228H161ZM250 229V228H249ZM252 229V227H251ZM29 230V229H28ZM100 230L101 229H97ZM117 230V232H118ZM128 230H132V229H128ZM127 230V231H128ZM153 230V229H152ZM166 230V229H165ZM207 230V229H206ZM211 230V229H210ZM221 230V229H220ZM230 230V228H229ZM233 230V229H231ZM241 230V229H240ZM262 230V229H261ZM109 231V230H108ZM114 231V230H113ZM125 230V232H127ZM145 231V230H144ZM160 231V230H159ZM228 231V230H227ZM242 231V230H241ZM256 231V230H255ZM37 232V231H36ZM39 232V231H38ZM97 232V231H96ZM99 232V231H98ZM97 232V233H98ZM103 232V231H101ZM100 232V233H101ZM107 232V231H106ZM116 232V231H115ZM121 232V231H120ZM119 232V233H120ZM124 231L122 232L123 234H126ZM130 232V231H129ZM132 232V231H131ZM146 232V231H145ZM148 232V231H147ZM166 232V231H165ZM169 232V231H168ZM215 232V231H213ZM222 232V231H221ZM263 232V231H262ZM261 232V234H262ZM118 233V234H119ZM133 233V232H132ZM163 233V232H162ZM161 233V234H162ZM185 233V231L183 232ZM194 233V232H193ZM207 233V232H206ZM210 233V232H209ZM217 233V232H216ZM245 233V232H244ZM264 233V232H263ZM99 234V233H98ZM97 234V235H98ZM107 234V233H105ZM109 234V233H108ZM112 234V233H110ZM128 234V233H127ZM155 234V232H154ZM165 234V233H164ZM181 233H179L180 235ZM211 234V233H210ZM213 234V233H212ZM248 234V233H247ZM251 234V233H250ZM249 234V235H250ZM260 234V235H261ZM40 234H38L39 236ZM95 235V233H94ZM100 235V234H99ZM99 235L97 237H99ZM117 235V234H116ZM153 234H151L152 236ZM163 235V234H162ZM169 235V234H168ZM184 235V234H183ZM199 235V234H198ZM218 235V234H217ZM239 235V234H238ZM264 235V234H263ZM262 235V236H263ZM37 236V234L35 235ZM96 236V235H95ZM113 236V234L111 235V237ZM126 236V235H125ZM124 236V237H125ZM132 235H130L129 237H131ZM161 236V235H160ZM166 236V235H165ZM209 236V235H208ZM212 236V235H211ZM210 236V237H211ZM214 236V235H213ZM257 236V235H255ZM94 237V236H93ZM104 237V236H103ZM110 237V235H109ZM117 237H119V235H117ZM121 237V236H120ZM127 237V236H126ZM128 237V238H129ZM163 237V236H161ZM167 237V236H166ZM170 237V236H169ZM190 237V236H189ZM192 237V236H191ZM199 237V236H198ZM227 237V236H225ZM232 237V236H231ZM241 237V236H240ZM243 237V236H242ZM100 238V237H99ZM106 238V237H105ZM104 238V239H105ZM116 238V237H115ZM123 238V236H122ZM133 239V237H131ZM131 238H129L128 240H130ZM212 238V237H211ZM224 238V237H223ZM250 238V237H249ZM257 238V237H256ZM38 239V238H37ZM94 239V238H93ZM98 239V238H97ZM113 239V238H112ZM118 239V238H116ZM121 239V238H120ZM124 239V238H123ZM121 239V240H123ZM208 239V238H207ZM214 239V238H213ZM219 239V238H218ZM244 239V237H243ZM251 239V238H250ZM262 239V237H261ZM260 239V240H261ZM36 240V239H35ZM99 240V239H98ZM97 240V241H98ZM108 240V239H107ZM111 240V238H110ZM106 241V243L108 244V242L110 241ZM190 240V239H189ZM206 240V239H205ZM211 240V239H210ZM231 240V239H230ZM93 241V240H92ZM124 241V240H123ZM133 241V240H132ZM185 241V240H184ZM213 241V240H212ZM215 241V240H214ZM35 242V241H34ZM102 242V240H101ZM113 242V241H112ZM119 242H121L119 240ZM207 242V241H206ZM205 242V243H206ZM210 242V241H208ZM235 242V241H234ZM239 242V241H238ZM262 242V240H261ZM95 243V242H94ZM111 243V241H110ZM114 243V242H113ZM125 243V242H124ZM215 243V242H214ZM218 243V242H217ZM223 243V242H222ZM221 243V244H222ZM230 243V242H229ZM241 243V242H240ZM35 244V243H34ZM105 244V242H104ZM119 244V243H118ZM121 244V243H120ZM185 244V242H184ZM193 244V243H191ZM199 244V242L197 243ZM207 244V243H206ZM216 244V243H215ZM227 246V243H225ZM259 244V243H258ZM257 244V245H258ZM100 245V244H99ZM102 245V244H101ZM111 246V244H109ZM114 245V244H113ZM112 245V246H113ZM116 245V242H115ZM124 244H122L123 246ZM127 245V243L125 244ZM123 246L127 248V246ZM229 245V244H228ZM239 245V244H238ZM243 245V244H242ZM263 245V244H262ZM36 246V245H35ZM109 246V247H110ZM205 246V245H204ZM216 246V245H215ZM247 246V245H246ZM244 246V247H246ZM34 247V245H33ZM37 247V246H36ZM98 247V245H97ZM103 247V246H102ZM108 247V246H106ZM118 247V246H117ZM117 247L115 249H117ZM121 247V245L119 246ZM179 247V246H178ZM183 247V246H182ZM181 247V248H182ZM198 247V246H197ZM209 247V245H208ZM214 247V246H213ZM212 247V249H213ZM230 246H228L229 248ZM239 247V246H238ZM243 247V248H244ZM262 247V246H261ZM105 249V247H103ZM103 248H100V250H102ZM199 248V247H198ZM205 248V247H204ZM111 249V248H110ZM113 249V247H112ZM122 249V252H123ZM189 249L191 250V248L189 247ZM188 249V250H189ZM218 249V248H216ZM223 250V248H221ZM230 249V248H229ZM232 249V248H231ZM235 249V248H234ZM120 250V249H119ZM125 250V249H124ZM127 250V249H126ZM129 250V249H128ZM131 250V249H130ZM129 250V251H130ZM177 250V248L175 249ZM187 250V251H188ZM211 250V249H209ZM227 250V249H226ZM109 251V249H108ZM106 251V254L107 252ZM112 251V250H111ZM199 251V250H198ZM204 251V250H203ZM218 251V250H217ZM97 252V251H96ZM101 251H99L100 253ZM173 252V251H172ZM181 252V249H180ZM190 252V251H189ZM195 252V250H194ZM224 252V251H222ZM103 253V252H101ZM109 253V252H108ZM163 253V252H162ZM167 253V252H165ZM164 253V254H165ZM198 253V252H196ZM195 253V254H196ZM226 253V251H225ZM260 253V252H259ZM98 255V253H96ZM104 253V255H106ZM163 254V255H164ZM189 254V253H188ZM208 254V252L206 253V255ZM210 254V253H209ZM224 254V253H223ZM264 254V253H263ZM262 254V255H263ZM132 255V254H131ZM178 255V253H177ZM226 255V254H225ZM261 255V256H262ZM5 256V255H4ZM107 256V255H106ZM121 256V255H120ZM166 256V255H165ZM198 256V255H197ZM211 256V255H210ZM98 257V256H97ZM117 257V256H116ZM181 257V256H180ZM190 257V255H189ZM209 257V255H208ZM259 257V256H258ZM191 258V257H190ZM106 259V258H105ZM175 259V258H174ZM197 259V258H196ZM264 259V258H262ZM263 261V260H262ZM263 263V262H262ZM261 264V263H259Z\"/></svg>",
  "mask_w": 264,
  "mask_h": 264
}]
</instances>
